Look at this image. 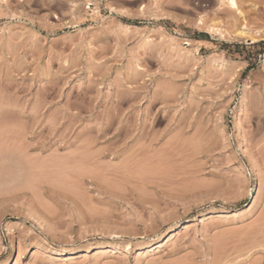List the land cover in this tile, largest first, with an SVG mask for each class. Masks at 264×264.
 <instances>
[{"label": "rangeland", "instance_id": "374dc122", "mask_svg": "<svg viewBox=\"0 0 264 264\" xmlns=\"http://www.w3.org/2000/svg\"><path fill=\"white\" fill-rule=\"evenodd\" d=\"M236 2L0 0V264H264V0Z\"/></svg>", "mask_w": 264, "mask_h": 264}, {"label": "bare ground", "instance_id": "6f19581e", "mask_svg": "<svg viewBox=\"0 0 264 264\" xmlns=\"http://www.w3.org/2000/svg\"><path fill=\"white\" fill-rule=\"evenodd\" d=\"M222 1H224L225 5L229 9H235L236 11L239 12L238 5H237V2H236L237 0H222ZM198 22H200V18H199ZM207 28H208V31L209 32L210 31H214V32H217L218 31V29L213 25V23H212V25L208 26ZM220 34H221V32H220ZM235 34L238 35V36L245 37L246 39L251 40V41H253V39H254L250 34H248L247 31H245V29L243 28V26H239L238 29L235 30ZM61 251H65V250H60V253H62Z\"/></svg>", "mask_w": 264, "mask_h": 264}]
</instances>
